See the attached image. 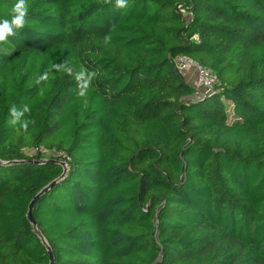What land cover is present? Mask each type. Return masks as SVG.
Masks as SVG:
<instances>
[{"label": "trees", "instance_id": "16d2710c", "mask_svg": "<svg viewBox=\"0 0 264 264\" xmlns=\"http://www.w3.org/2000/svg\"><path fill=\"white\" fill-rule=\"evenodd\" d=\"M27 5L0 43V264H50L44 239L55 264H264V0Z\"/></svg>", "mask_w": 264, "mask_h": 264}, {"label": "clouds", "instance_id": "9594fccd", "mask_svg": "<svg viewBox=\"0 0 264 264\" xmlns=\"http://www.w3.org/2000/svg\"><path fill=\"white\" fill-rule=\"evenodd\" d=\"M104 4L112 3V0H102ZM128 6V0H115V7L119 9H124ZM28 15V5L27 0H16L14 5L10 10L11 19H5L0 22V43H4L7 41L9 36H15L17 34V30L24 28L26 24V17ZM111 40V36L105 37V42H109ZM58 70L64 68L63 65H54ZM66 71L71 74L72 69L67 68ZM85 76L87 77L85 79ZM97 77V72L95 70L89 71L86 68H81V70L76 75V80L81 81L79 85L78 95L81 97H85L88 88L91 86L92 81ZM39 79H48V74L45 73ZM37 82H39L37 80ZM86 102V101H85ZM15 106L10 109L11 113H15ZM25 111H29L28 107H25ZM15 121H10V123H14ZM34 123V121H32ZM27 123L22 124L21 128L27 130Z\"/></svg>", "mask_w": 264, "mask_h": 264}, {"label": "built area", "instance_id": "2783aa9c", "mask_svg": "<svg viewBox=\"0 0 264 264\" xmlns=\"http://www.w3.org/2000/svg\"><path fill=\"white\" fill-rule=\"evenodd\" d=\"M175 63L180 71L182 72H191L193 74L192 85L195 88L197 94H204L211 91L215 84L218 81L215 73L205 66H202L198 61L185 56L179 55L175 58ZM40 150L42 152L50 154V152L46 151L45 148L41 147ZM36 152V149L34 150ZM54 155H61L62 152H58L57 150L52 151Z\"/></svg>", "mask_w": 264, "mask_h": 264}, {"label": "water", "instance_id": "95a60500", "mask_svg": "<svg viewBox=\"0 0 264 264\" xmlns=\"http://www.w3.org/2000/svg\"><path fill=\"white\" fill-rule=\"evenodd\" d=\"M30 161H33V160H30ZM50 161H56V159H51ZM21 161H12L11 163H20ZM38 162V161H37ZM63 166H64V172L63 174L60 176L61 178L66 174V171H67V165L66 163L64 162H60ZM59 179V178H58ZM54 180L53 182H51L48 186H46L45 188H43L31 201L30 205H29V210H28V214H27V218L29 219V221L37 226V223L35 221V218H34V214H33V209H34V206L36 204V200L37 198L39 197V195H41L43 192L47 191L50 187H52L56 182L57 180ZM43 237V236H42ZM44 239V237H43ZM44 242L45 244L47 245L48 247V252H49V257H50V264H55V258H54V253L51 249V247L49 246V244L47 243V241L44 239Z\"/></svg>", "mask_w": 264, "mask_h": 264}, {"label": "rangeland", "instance_id": "374dc122", "mask_svg": "<svg viewBox=\"0 0 264 264\" xmlns=\"http://www.w3.org/2000/svg\"><path fill=\"white\" fill-rule=\"evenodd\" d=\"M186 79L188 80V82L191 83L193 80V74L191 72H187L186 73ZM35 153H37V152H35V151L28 152L29 155H34Z\"/></svg>", "mask_w": 264, "mask_h": 264}]
</instances>
